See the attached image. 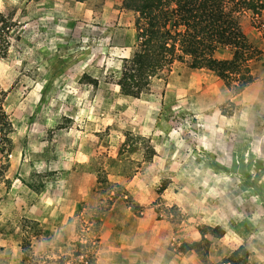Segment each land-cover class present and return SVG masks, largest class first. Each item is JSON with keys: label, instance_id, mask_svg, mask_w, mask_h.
Returning a JSON list of instances; mask_svg holds the SVG:
<instances>
[{"label": "rangeland", "instance_id": "rangeland-1", "mask_svg": "<svg viewBox=\"0 0 264 264\" xmlns=\"http://www.w3.org/2000/svg\"><path fill=\"white\" fill-rule=\"evenodd\" d=\"M106 1L108 8L116 12L131 10L138 0ZM261 2L264 5V0ZM46 10L54 12L42 14ZM0 19L6 22L0 42L5 38L9 41L7 54L0 58V183L9 188L11 183L5 177L13 165L16 170L13 179L20 181L17 185L29 187L33 193L30 196L35 197L45 190L46 183H57L60 177L41 172L26 175L29 168L39 167L41 157L29 153L26 138L13 151L11 144L3 140L5 133L1 127L9 125L11 93L18 103L26 97L32 100L33 96L25 94L26 89L45 82L36 80L33 73L61 69L59 63L42 62L49 57V42L61 38V0H0ZM240 23L249 43L259 52L248 64L252 83L240 86L228 75L209 70L191 72L175 63L163 80H153L138 98H130L122 96L117 86L121 62L116 57L107 64L98 59L92 68L100 74L107 72V76L102 75L96 82L97 112L84 109L78 113L63 112L71 118H63L62 124L61 120L57 124L59 129L76 130V137H88L96 130L99 146L114 145L117 156L141 138L156 137L162 142L157 145L160 152L174 154L164 161L169 167L176 163L173 167L178 171L184 173L188 169L193 173L194 183L187 192L191 201H183L180 207L162 205L163 191L167 189L163 182L150 205L157 216L166 218L176 229L170 249L179 259L178 264L187 262L186 254L191 257L188 262L194 264H216L239 247L247 250L249 264H264V11L261 16L247 14ZM56 50L54 54L61 52ZM215 56L218 66L224 69L231 52L226 49ZM81 81L95 84L85 78ZM51 99L57 102L61 94ZM82 100H88L87 94H82ZM246 111L251 112L247 115ZM89 115H96L91 123L87 121ZM51 116L57 115L52 112ZM31 118L22 117V136ZM240 119L248 121L241 123ZM74 120L81 121L79 128H74ZM49 132L43 139H50ZM99 152L95 171L98 188L82 201L96 204L88 215H107L115 202H122L131 215H143L144 208L130 193L102 186L107 182V166L115 161L107 159L105 149ZM146 152V159L155 153L150 149ZM234 171L243 176L234 177ZM249 171L253 175L248 176ZM246 178L252 179V188L245 184ZM221 179L226 180L225 185L219 182ZM54 187L45 197L52 205L48 208L45 204L50 223L41 228L19 214L14 224L7 225L12 238L0 240V264H87V260H94L95 245L86 236L85 223L77 227L79 231L85 229L79 236L61 239V222H55L57 215H61V189ZM169 192L165 194L179 193L175 189ZM88 215L85 220L90 219ZM217 234L219 238L213 236ZM193 244L198 245L193 248Z\"/></svg>", "mask_w": 264, "mask_h": 264}, {"label": "crops", "instance_id": "crops-1", "mask_svg": "<svg viewBox=\"0 0 264 264\" xmlns=\"http://www.w3.org/2000/svg\"><path fill=\"white\" fill-rule=\"evenodd\" d=\"M107 5L106 0H61V38L58 36V40L53 38L54 42H49V57L42 59L43 65L59 63L61 69L56 71L47 68L42 73H33L36 80H45L42 86L36 84L26 89L25 94L33 96V101L26 97L18 103L11 93L7 111L10 132L6 136L11 149L17 151L20 141L26 138L29 153L42 159L39 167L29 168L26 175L41 172L52 173L60 178L57 183H46L45 190L33 197L30 196L33 193L29 187L17 185L20 181L13 179L15 167L10 166L5 177L11 183L9 188L0 183V240L12 238L7 225L14 224L20 215L39 224L41 228L43 224L50 223L51 217L45 208H52V205L45 197L57 186L61 189V215H57L55 222H61V239L75 237L76 234L79 236L85 229L79 231L77 227L85 223L88 226L86 232L89 233L86 236L95 245L94 264H178L179 259L170 249L171 236L176 229L166 218L157 216L150 205L155 202V191L163 182L167 184V189L163 191L162 205L180 207L183 201H191L187 192L194 183L193 173L188 169L184 173L180 169L178 171L173 167L176 163L169 167L164 161L172 159L174 154L160 152L157 145H162V142L157 141L156 137L141 138L134 146L127 145L117 156L114 145L108 148L99 146L96 130L91 131L88 137H76V130L57 127L60 120L62 124L63 118H71L63 112L78 113L83 109L97 112L99 87L96 82L99 83L102 75L105 78L107 76V72L100 74L92 68L98 59L107 64L116 57V61L121 62L132 54L136 44L134 12L126 9L115 12ZM51 12L54 10H46L42 14ZM54 49L60 53L54 54ZM82 78L93 80L95 84L82 82ZM59 93V101L51 99ZM84 93L88 96L87 101L82 100ZM13 99L15 103H11ZM52 112L57 116L52 118ZM250 112L246 111V114ZM95 116L89 115L88 123ZM22 117H32L28 120L30 124L26 126L27 131L23 136L20 134ZM249 118H252L251 115ZM247 121L240 119L241 123ZM79 123L74 120V128H79ZM47 130H50L49 140L43 139ZM100 149H105L107 159L115 161L107 166V182L102 186L130 193L135 202L144 208L143 215L129 214V208L122 202H115L107 215H88L96 204H83L82 201L98 188L95 171ZM149 149L155 153L146 159ZM39 168L43 169L39 171ZM233 175L240 178L243 173L234 171ZM251 175L253 173L249 171L248 176ZM251 180L246 178L245 184L252 188ZM219 182L226 184L225 179ZM171 189L179 193L173 196L165 194L170 193ZM87 215L90 219L85 220ZM189 258L186 254L184 259L187 262L184 264H194L188 262Z\"/></svg>", "mask_w": 264, "mask_h": 264}, {"label": "trees", "instance_id": "trees-1", "mask_svg": "<svg viewBox=\"0 0 264 264\" xmlns=\"http://www.w3.org/2000/svg\"><path fill=\"white\" fill-rule=\"evenodd\" d=\"M131 10L135 14L136 44L131 56L121 61L117 86L122 96L138 98L153 80H163L175 63L189 70L228 75L240 86L253 82L248 64L259 52L244 35L240 19L247 14L261 16V0H138ZM5 25L0 19V32ZM8 48V39L1 40L0 58ZM226 49L231 58L223 69L215 55ZM1 130L3 140L10 143L6 139L10 125H2ZM216 264H249V255L239 247Z\"/></svg>", "mask_w": 264, "mask_h": 264}]
</instances>
